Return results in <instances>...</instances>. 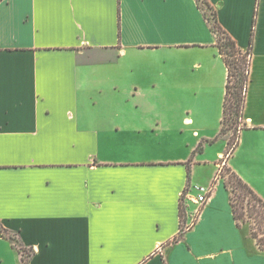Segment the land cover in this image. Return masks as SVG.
<instances>
[{"label": "crops", "instance_id": "1", "mask_svg": "<svg viewBox=\"0 0 264 264\" xmlns=\"http://www.w3.org/2000/svg\"><path fill=\"white\" fill-rule=\"evenodd\" d=\"M208 1L242 50L254 26L228 155L207 142L228 71L195 0L0 2V223L30 264H264L216 179L224 163L264 199V0ZM209 185L196 214L184 195ZM0 264H22L1 231Z\"/></svg>", "mask_w": 264, "mask_h": 264}, {"label": "trees", "instance_id": "2", "mask_svg": "<svg viewBox=\"0 0 264 264\" xmlns=\"http://www.w3.org/2000/svg\"><path fill=\"white\" fill-rule=\"evenodd\" d=\"M195 1L216 37V46L228 71L221 130L213 141L207 142L213 144L221 138H227L228 134L232 132V136L228 138V155L237 148L241 131L246 128L243 123V115L250 82L251 60L254 47V26L249 47L247 50H242L220 25L215 7L208 0ZM208 12H210V15ZM241 125H243L242 128ZM200 150L201 147H198L195 153ZM226 170L230 175V180L225 182V187L230 192V203L236 226L241 230L247 221L250 222L251 237L256 241L259 249L264 252V199L240 178L238 174L228 167H226ZM188 178L190 181V166H188ZM182 214L183 208L181 206V217ZM0 231L4 238L11 241H15L16 239L15 246L22 254V264H30L33 252L23 247L21 242L5 229L1 223ZM185 233L186 231L181 225L174 241H181Z\"/></svg>", "mask_w": 264, "mask_h": 264}, {"label": "built area", "instance_id": "3", "mask_svg": "<svg viewBox=\"0 0 264 264\" xmlns=\"http://www.w3.org/2000/svg\"><path fill=\"white\" fill-rule=\"evenodd\" d=\"M242 126L243 125H241V128H242ZM222 164L224 165V163H222ZM222 170H223L222 169V165L220 164L219 170H218V173H217V176H216V179L217 180L223 179V177H222V172L223 171ZM214 188H215L214 185H209V186H195V187H193L194 191H196V193H197L195 195V197H192L190 195V190H188L185 193V195H184L185 198L192 200V202L195 205L199 206L198 211L196 212V214L199 212V209L201 207H203L208 202V200L211 198V196L213 194V191H214ZM187 229H190V226Z\"/></svg>", "mask_w": 264, "mask_h": 264}, {"label": "rangeland", "instance_id": "4", "mask_svg": "<svg viewBox=\"0 0 264 264\" xmlns=\"http://www.w3.org/2000/svg\"><path fill=\"white\" fill-rule=\"evenodd\" d=\"M208 14L210 15V12H208ZM232 136V132H230L229 134H228V136H227V138H230ZM221 147V149H222V146H220ZM215 151L216 150H213L211 153L212 154H215ZM221 165H222V177H223V179H224V181L225 182H228L229 180H230V175H229V173H227V170H226V167H225V165H223L222 163H221ZM205 169H202L201 171H200V176L201 177H205L206 175H207V171H204ZM240 177V176H239ZM241 178V177H240ZM250 186V185H249ZM195 187V186H194ZM251 187V186H250ZM252 188V187H251ZM253 189V188H252ZM254 190V189H253ZM255 191V190H254ZM256 192V191H255ZM195 193H196V191H195ZM257 193V192H256ZM258 194V193H257ZM259 195V194H258ZM250 226H251V224H250V222H246L244 225H243V227H245V228H250ZM15 241H16V239H15ZM14 241V242H15Z\"/></svg>", "mask_w": 264, "mask_h": 264}]
</instances>
